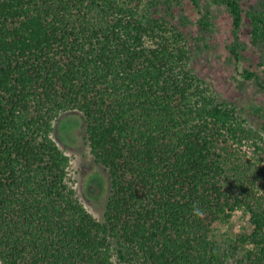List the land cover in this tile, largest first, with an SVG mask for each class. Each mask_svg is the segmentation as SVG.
Instances as JSON below:
<instances>
[{
	"label": "trees",
	"instance_id": "trees-1",
	"mask_svg": "<svg viewBox=\"0 0 264 264\" xmlns=\"http://www.w3.org/2000/svg\"><path fill=\"white\" fill-rule=\"evenodd\" d=\"M185 3L202 32L225 7L237 63L243 27L264 48V0H0L1 264H264V108L220 99L193 70L173 13ZM240 75L264 90V74ZM72 109L109 175L103 221L51 136ZM236 211L250 231L230 248L213 226Z\"/></svg>",
	"mask_w": 264,
	"mask_h": 264
},
{
	"label": "rangeland",
	"instance_id": "rangeland-1",
	"mask_svg": "<svg viewBox=\"0 0 264 264\" xmlns=\"http://www.w3.org/2000/svg\"><path fill=\"white\" fill-rule=\"evenodd\" d=\"M260 1L242 0V5L247 11ZM209 9L214 26L202 32L196 23L199 15L193 6L185 3L174 8L175 22L189 34L191 67L210 84L220 99L233 101L241 108L247 104L264 108V90L258 89L252 81H244L240 75L244 68L264 74V66L261 65L264 48L254 45L249 29L243 27L238 48L242 58L237 63L227 48L231 40L230 15L225 7L214 5ZM242 114L252 127H258L257 115L246 107ZM51 136L69 157L67 183L75 190V196L85 208L103 221L111 184L107 170L91 154L82 114L74 109L60 112L53 121ZM213 227V236L227 247L234 243L239 233L250 231L248 218L242 211L234 212L227 223L217 222ZM240 258V255H236L229 259L228 264H243L239 262ZM113 264L125 263L114 258Z\"/></svg>",
	"mask_w": 264,
	"mask_h": 264
},
{
	"label": "clouds",
	"instance_id": "clouds-1",
	"mask_svg": "<svg viewBox=\"0 0 264 264\" xmlns=\"http://www.w3.org/2000/svg\"><path fill=\"white\" fill-rule=\"evenodd\" d=\"M193 215L196 216V217H200V216L203 215V211L195 203L193 205Z\"/></svg>",
	"mask_w": 264,
	"mask_h": 264
}]
</instances>
